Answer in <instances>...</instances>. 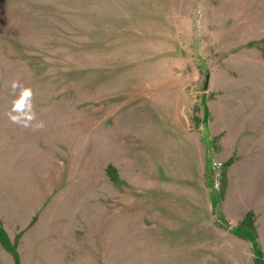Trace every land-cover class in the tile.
I'll use <instances>...</instances> for the list:
<instances>
[{
	"label": "rangeland",
	"instance_id": "rangeland-1",
	"mask_svg": "<svg viewBox=\"0 0 264 264\" xmlns=\"http://www.w3.org/2000/svg\"><path fill=\"white\" fill-rule=\"evenodd\" d=\"M0 264H264V0H0Z\"/></svg>",
	"mask_w": 264,
	"mask_h": 264
},
{
	"label": "clouds",
	"instance_id": "clouds-1",
	"mask_svg": "<svg viewBox=\"0 0 264 264\" xmlns=\"http://www.w3.org/2000/svg\"><path fill=\"white\" fill-rule=\"evenodd\" d=\"M10 108L6 112L8 120L17 126L42 129L45 125L43 121L37 120L34 110V91L30 86H26L19 80H12L9 85Z\"/></svg>",
	"mask_w": 264,
	"mask_h": 264
}]
</instances>
